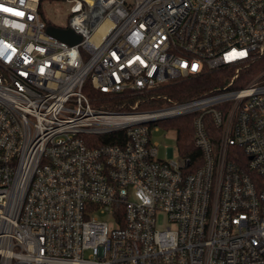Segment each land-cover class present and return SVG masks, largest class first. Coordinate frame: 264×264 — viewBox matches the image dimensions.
<instances>
[{
    "label": "built area",
    "instance_id": "1",
    "mask_svg": "<svg viewBox=\"0 0 264 264\" xmlns=\"http://www.w3.org/2000/svg\"><path fill=\"white\" fill-rule=\"evenodd\" d=\"M48 1L0 0V264H264V0H60L65 28ZM220 71L189 101L153 94ZM87 82L134 102L94 106ZM185 115L193 171L151 141Z\"/></svg>",
    "mask_w": 264,
    "mask_h": 264
},
{
    "label": "trees",
    "instance_id": "2",
    "mask_svg": "<svg viewBox=\"0 0 264 264\" xmlns=\"http://www.w3.org/2000/svg\"><path fill=\"white\" fill-rule=\"evenodd\" d=\"M225 82V71L206 72L196 78L176 81L162 86L153 94L164 95L175 102L183 103L207 91L221 87ZM83 91L92 99L94 106L103 105L111 111H128L129 105L134 102V99L126 96H102L100 93L93 91L88 82L85 84ZM165 105V102L161 99L148 97L139 104L137 111L158 110L164 108ZM193 118L194 115H185L157 123L175 131L178 154L190 159L188 171H193L202 164L200 152L193 146ZM124 138V131H119L104 138L101 142L104 144H117L124 141Z\"/></svg>",
    "mask_w": 264,
    "mask_h": 264
},
{
    "label": "rangeland",
    "instance_id": "3",
    "mask_svg": "<svg viewBox=\"0 0 264 264\" xmlns=\"http://www.w3.org/2000/svg\"><path fill=\"white\" fill-rule=\"evenodd\" d=\"M69 5L61 2L60 0H50L42 5V11L46 20L53 26L65 28L68 26L69 21ZM157 130L153 129L151 134V141L157 144V157L159 160H171L177 162L178 151L176 143V133L174 130L156 124ZM101 220L108 221L106 216H102ZM158 228L165 227V221L162 216L158 217Z\"/></svg>",
    "mask_w": 264,
    "mask_h": 264
},
{
    "label": "water",
    "instance_id": "4",
    "mask_svg": "<svg viewBox=\"0 0 264 264\" xmlns=\"http://www.w3.org/2000/svg\"><path fill=\"white\" fill-rule=\"evenodd\" d=\"M46 31L49 35L69 45H76L81 41L80 36L76 35L71 29L64 30L49 26Z\"/></svg>",
    "mask_w": 264,
    "mask_h": 264
},
{
    "label": "snow or ice",
    "instance_id": "5",
    "mask_svg": "<svg viewBox=\"0 0 264 264\" xmlns=\"http://www.w3.org/2000/svg\"><path fill=\"white\" fill-rule=\"evenodd\" d=\"M195 67V66H194Z\"/></svg>",
    "mask_w": 264,
    "mask_h": 264
}]
</instances>
